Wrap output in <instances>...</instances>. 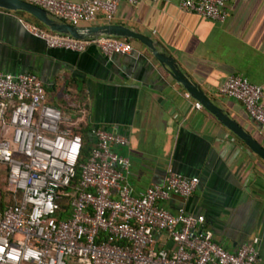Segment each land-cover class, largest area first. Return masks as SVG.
Returning a JSON list of instances; mask_svg holds the SVG:
<instances>
[{
    "label": "crops",
    "instance_id": "crops-1",
    "mask_svg": "<svg viewBox=\"0 0 264 264\" xmlns=\"http://www.w3.org/2000/svg\"><path fill=\"white\" fill-rule=\"evenodd\" d=\"M82 1V0H70ZM222 20L209 19L164 2L120 0L111 23L152 38L219 107L264 147V129L243 106L217 93L227 75L239 74L261 87L264 105V0H227ZM29 15L0 10V71L32 72L51 105L73 115L70 95L83 106L88 130L123 135L115 147L128 159L123 171L135 195L160 183L166 169L198 179L178 205L204 217L213 241L232 252L256 238V264H264V163L193 100L136 40L130 55L106 58L95 47L76 53L48 48L30 35ZM93 24H101L95 21ZM130 41V40H129Z\"/></svg>",
    "mask_w": 264,
    "mask_h": 264
},
{
    "label": "built area",
    "instance_id": "built-area-1",
    "mask_svg": "<svg viewBox=\"0 0 264 264\" xmlns=\"http://www.w3.org/2000/svg\"><path fill=\"white\" fill-rule=\"evenodd\" d=\"M23 1L71 25L110 23L120 2ZM226 1L178 0V7L222 20ZM22 27L48 48L80 53L93 46L106 58L133 52L120 37L78 39L28 21ZM217 93L238 101L264 129L260 86L230 74ZM70 99L73 115L47 102L36 74L0 71V167L12 201L0 208V264H256L255 237L229 252L213 241L203 215L181 204L174 212L165 208L172 197L191 195L197 177L166 169L160 183L133 194L123 177L128 159L115 150L126 138L100 127L90 130L89 151L79 162L82 142L74 130L84 122V110ZM76 169L78 179L71 184Z\"/></svg>",
    "mask_w": 264,
    "mask_h": 264
},
{
    "label": "water",
    "instance_id": "water-1",
    "mask_svg": "<svg viewBox=\"0 0 264 264\" xmlns=\"http://www.w3.org/2000/svg\"><path fill=\"white\" fill-rule=\"evenodd\" d=\"M0 10L26 13L47 30L78 39L113 36L127 40H136L193 100L211 114L225 129L232 133L264 163V147L210 99L197 84L190 80L178 67L174 58L152 38L119 23L71 25L52 16L40 7L23 0H0Z\"/></svg>",
    "mask_w": 264,
    "mask_h": 264
},
{
    "label": "trees",
    "instance_id": "trees-1",
    "mask_svg": "<svg viewBox=\"0 0 264 264\" xmlns=\"http://www.w3.org/2000/svg\"><path fill=\"white\" fill-rule=\"evenodd\" d=\"M20 13H23V12H20ZM30 17V16H29ZM30 20L32 23H35L39 26H41L36 20H34L32 17H30ZM44 87V85H43ZM45 89V87H44ZM70 98H74L73 95H70ZM49 103V102H48ZM76 133H78L80 135V138H81V142H82V147H81V151H80V156H79V159L78 161L81 162L85 159L88 151H89V148H90V143H91V139H90V136H89V133H88V130L85 126H80L78 129L74 130ZM77 179H78V172H77V169H76V173L74 175V177L72 178L71 180V184H75L77 182ZM64 190H68V188H65ZM66 198L63 197L61 200H60V203L62 205L65 204V200ZM12 201L9 199L8 203L5 204V205H2L0 203V208H3L4 206L6 205H9L11 204Z\"/></svg>",
    "mask_w": 264,
    "mask_h": 264
},
{
    "label": "rangeland",
    "instance_id": "rangeland-1",
    "mask_svg": "<svg viewBox=\"0 0 264 264\" xmlns=\"http://www.w3.org/2000/svg\"><path fill=\"white\" fill-rule=\"evenodd\" d=\"M130 44L135 45V42L130 40ZM70 102L71 99L70 97H68V99L66 100V104H69ZM5 135H7V133ZM6 137H8V135ZM9 199L10 198L8 197L7 193L4 191V172L2 167H0V203L2 205H5L8 203Z\"/></svg>",
    "mask_w": 264,
    "mask_h": 264
}]
</instances>
